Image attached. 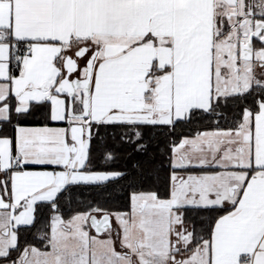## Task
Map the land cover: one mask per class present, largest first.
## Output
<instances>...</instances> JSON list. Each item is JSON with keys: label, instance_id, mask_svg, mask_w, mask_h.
Instances as JSON below:
<instances>
[{"label": "snow or ice", "instance_id": "snow-or-ice-1", "mask_svg": "<svg viewBox=\"0 0 264 264\" xmlns=\"http://www.w3.org/2000/svg\"><path fill=\"white\" fill-rule=\"evenodd\" d=\"M0 264H264V0H0Z\"/></svg>", "mask_w": 264, "mask_h": 264}, {"label": "trees", "instance_id": "trees-1", "mask_svg": "<svg viewBox=\"0 0 264 264\" xmlns=\"http://www.w3.org/2000/svg\"><path fill=\"white\" fill-rule=\"evenodd\" d=\"M195 125H189V126H179L175 129L174 133H172L169 137H161V147H164V145L168 142V140L176 139L179 140L182 136L189 135L191 129H193ZM155 151V149H153ZM138 159L143 160V157H136ZM134 158V159H136ZM157 159H160L159 155L157 154ZM132 160L126 159L124 156H121L120 159L113 165L117 168H123L126 164L131 165ZM96 164L99 166L100 161L97 159ZM148 165H146L147 167ZM72 207L76 206L77 199H81L84 201L90 200V199H102V197L98 196L95 192H84V193H72ZM107 199V205L111 208H118L123 207L125 204V200L123 196L119 192H114L110 196L106 197ZM62 206L65 207V218L69 215L68 206L65 201H62ZM49 215V212L46 208H42L37 213V222L35 226L30 231H23L22 230V236L24 239L28 240L29 242H32L34 244H37L39 246L38 242L34 239V237L37 235L39 231H41L44 228L45 221L47 220V217Z\"/></svg>", "mask_w": 264, "mask_h": 264}]
</instances>
